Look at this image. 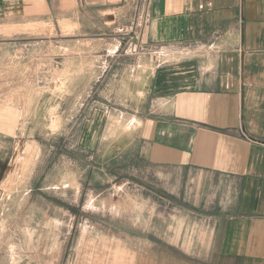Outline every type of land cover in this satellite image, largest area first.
Returning <instances> with one entry per match:
<instances>
[{"label":"crops","instance_id":"crops-1","mask_svg":"<svg viewBox=\"0 0 264 264\" xmlns=\"http://www.w3.org/2000/svg\"><path fill=\"white\" fill-rule=\"evenodd\" d=\"M108 21L117 44L93 67L84 149L145 197L164 264H264V0H0V38ZM19 124L0 105V183ZM122 126L129 135L108 146Z\"/></svg>","mask_w":264,"mask_h":264},{"label":"rangeland","instance_id":"rangeland-1","mask_svg":"<svg viewBox=\"0 0 264 264\" xmlns=\"http://www.w3.org/2000/svg\"><path fill=\"white\" fill-rule=\"evenodd\" d=\"M106 27L68 36L66 26L25 40L23 28L11 26L0 38V105L20 115L13 162L0 183V264H146L144 255L164 264L163 229H146L145 197L124 192L131 185L103 173L104 158L83 147L93 67L117 44L118 24ZM128 133L122 126L108 146ZM147 239L154 244L148 255Z\"/></svg>","mask_w":264,"mask_h":264},{"label":"bare ground","instance_id":"bare-ground-1","mask_svg":"<svg viewBox=\"0 0 264 264\" xmlns=\"http://www.w3.org/2000/svg\"><path fill=\"white\" fill-rule=\"evenodd\" d=\"M60 73V72H59ZM56 79V78H55ZM57 82V81H56ZM56 125V124H55Z\"/></svg>","mask_w":264,"mask_h":264}]
</instances>
